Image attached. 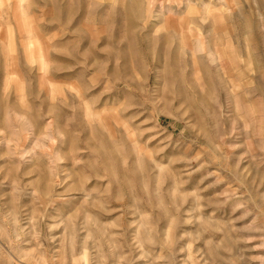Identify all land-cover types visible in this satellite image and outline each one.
Returning a JSON list of instances; mask_svg holds the SVG:
<instances>
[{"label": "rangeland", "instance_id": "obj_1", "mask_svg": "<svg viewBox=\"0 0 264 264\" xmlns=\"http://www.w3.org/2000/svg\"><path fill=\"white\" fill-rule=\"evenodd\" d=\"M0 264H264V0H0Z\"/></svg>", "mask_w": 264, "mask_h": 264}]
</instances>
